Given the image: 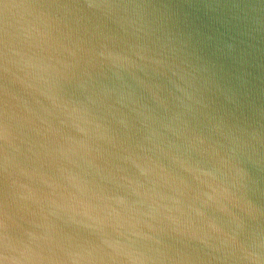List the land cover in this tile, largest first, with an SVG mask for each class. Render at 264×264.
Masks as SVG:
<instances>
[{
  "label": "water",
  "instance_id": "1",
  "mask_svg": "<svg viewBox=\"0 0 264 264\" xmlns=\"http://www.w3.org/2000/svg\"><path fill=\"white\" fill-rule=\"evenodd\" d=\"M0 264H264V0H0Z\"/></svg>",
  "mask_w": 264,
  "mask_h": 264
}]
</instances>
